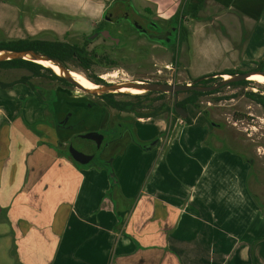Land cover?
<instances>
[{"label": "crops", "instance_id": "0c3cea01", "mask_svg": "<svg viewBox=\"0 0 264 264\" xmlns=\"http://www.w3.org/2000/svg\"><path fill=\"white\" fill-rule=\"evenodd\" d=\"M26 1L95 23L109 0ZM184 2L190 14L208 5L241 23L249 65L264 60V0ZM18 101L0 95V264H264V209L249 190L250 166L215 147L206 124L137 118L131 144L107 165L112 187L105 165H73L56 149L63 130L25 116Z\"/></svg>", "mask_w": 264, "mask_h": 264}, {"label": "rangeland", "instance_id": "374dc122", "mask_svg": "<svg viewBox=\"0 0 264 264\" xmlns=\"http://www.w3.org/2000/svg\"><path fill=\"white\" fill-rule=\"evenodd\" d=\"M2 1L8 6L0 7V21L5 24L0 27V41L35 38L82 47L94 28V22L87 18L70 19L62 15L47 14L42 10L34 11L26 0ZM136 1L151 7L157 18L167 20L182 7L185 0ZM205 7L206 9L202 7L195 17L188 12L183 18L185 37L173 62L174 76L171 70L164 69L165 65L171 68V61L167 56L156 57L154 69L168 71L163 77L173 84H191L198 78L207 77L211 82L209 84L212 85L220 82L223 76L220 74L227 70L242 73L261 72L258 63L255 66L249 65L243 54L246 38L239 37L238 28L241 23L232 20L230 16L220 17L216 7L208 5ZM186 9L188 10L187 6ZM59 23L68 26L69 30L52 27ZM46 27L53 28L55 32L45 30ZM99 43L100 40L95 41L89 49L98 46ZM93 52L96 53L95 49ZM66 67L99 87L109 83H122L124 80H140L141 75L128 63L117 66L96 64L89 69H83L78 62L70 60L66 62ZM93 78L101 82L95 83L92 81ZM247 81V84L242 86H222L217 93L198 97L197 106H187L186 112L191 118L187 116L188 121L184 122L190 124L191 119H194L197 124H206L210 129L209 141L215 147L235 151L243 162L249 164V190L263 210L264 110L248 98L247 94L264 95V85ZM0 83L11 85L6 89L0 87V95L8 92L18 95V109L25 116L26 113H37L41 121L46 122L48 126L55 128L58 125L63 130L61 136L63 143L57 142L56 149L68 160L70 141L79 135L88 132L93 134L91 138L78 140L76 144L81 147L83 154L93 155V164L99 165V161L108 160L104 162L108 165L110 160L118 157L128 144H131L129 132L132 131L139 115L145 119L149 116L176 122L181 120L178 118L179 115L167 110L174 109V97L170 93L157 95L144 92L141 95H132L113 91L111 94L116 101L127 104L129 109H134L130 112L108 107L99 96L85 93L73 85L63 84L44 72L40 76H34L24 69H0ZM188 96V92L178 93L177 102ZM54 111L60 115L58 117H62V122H55ZM119 127H122L119 129V137L106 144L110 133ZM100 136L103 138L101 141ZM103 147L105 149L101 151ZM125 206L121 201L117 204L118 209ZM119 225L118 232L121 230ZM122 232L125 231H121V234Z\"/></svg>", "mask_w": 264, "mask_h": 264}, {"label": "flooded vegetation", "instance_id": "af4514ba", "mask_svg": "<svg viewBox=\"0 0 264 264\" xmlns=\"http://www.w3.org/2000/svg\"><path fill=\"white\" fill-rule=\"evenodd\" d=\"M173 16L167 20L159 19L151 7L136 0L106 1L98 21L94 23L93 30L84 41V50L94 53L95 49L96 59L103 65L117 66L125 63L133 65L135 72L141 74L140 80L124 82L173 84L163 77L168 71L154 69L155 58L167 56L171 61V68L165 65L164 69L171 70L174 76L173 62L177 58L185 34L183 18L176 21L172 19ZM98 40L99 45L89 49ZM121 128L110 133L113 140L119 137ZM92 161L93 158L89 164Z\"/></svg>", "mask_w": 264, "mask_h": 264}, {"label": "trees", "instance_id": "16d2710c", "mask_svg": "<svg viewBox=\"0 0 264 264\" xmlns=\"http://www.w3.org/2000/svg\"><path fill=\"white\" fill-rule=\"evenodd\" d=\"M197 11L192 14L193 17L197 15ZM188 14L185 2L183 3L182 7L176 11L172 19H175L176 21L178 19L184 18ZM0 51H12V52H22V51H33L45 56H48L52 59L57 60L62 64L64 68L67 69L66 67V62L70 60H75L78 62L81 68L83 69H89L93 65L100 64L102 63L100 60L96 59V54L95 53H88L87 51L84 50V47H80L78 45H71L65 42L61 41H47V40H40V39H35V38H28V39H19V40H7V41H0ZM258 65L261 67V72L263 71L264 67V60L258 62ZM0 69H24L29 71L32 75L34 76H40L41 74L47 73L48 76L52 79L58 80L63 84H70L68 83L64 78L61 76L55 74L50 68H46L40 64H37L35 62L29 61V60H23V59H17V60H6V61H0ZM242 72H237L233 70H227L225 73H222L220 75H229V76H234L237 74H241ZM207 79V77H204L202 79H196L194 80L191 84L196 85V86H208L210 85ZM95 83H99L101 81L97 79H92ZM247 80L239 81V82H230L227 84L225 87H235V86H242L247 84ZM71 85V84H70ZM8 86L11 85H6L0 83V87L3 89L8 88ZM189 93V96L184 98L183 100H180L176 103L177 107H180L184 110L187 109V106H197V98L200 96H205V95H212L214 93L219 92V89L215 91H211L208 93H199L195 91H186ZM150 93V92H149ZM157 95H164L165 93H156ZM248 98L253 100L255 103H257L259 106L262 107L264 110V95L257 94V93H248L247 94ZM102 100H104L105 104L108 107H111L113 109H116L118 111H125L128 110L130 112H133L134 109H129L127 108V104L123 102H118L113 98V94L108 93L99 96ZM168 111L171 110L173 113L177 115L175 110L173 109H167ZM139 115V114H138ZM139 117H143L140 116ZM138 117V118H139ZM149 117V116H148ZM178 118H180L178 116ZM184 121H188V118L186 117ZM121 130V129H120ZM131 135V133H130ZM103 136V135H102ZM113 140V138L109 137V141L106 143H110ZM134 143L137 145H141L140 142L134 140ZM105 147V146H104ZM102 148L101 151H103L105 148ZM62 155V153H59ZM69 160L72 161V163L79 167V168H84L89 165H93L91 162L88 165H80L77 162H75L69 153H67ZM108 161V160H107ZM107 161H99V166H104V162ZM96 164V163H94ZM106 170L108 171V176L110 178V181L112 183V187L115 186L116 184V179L113 174V171L111 167L105 165Z\"/></svg>", "mask_w": 264, "mask_h": 264}, {"label": "water", "instance_id": "95a60500", "mask_svg": "<svg viewBox=\"0 0 264 264\" xmlns=\"http://www.w3.org/2000/svg\"><path fill=\"white\" fill-rule=\"evenodd\" d=\"M0 53H1L0 61L23 59V60H29L35 63H37L36 61L51 62L52 64L60 68L61 75L59 76L64 78L68 83L75 86L77 89L85 93L91 94L93 96H101L104 94L112 93L113 91L115 92L116 90L122 87L143 89L145 92L170 93L174 97V110L181 119H185L187 117V112L186 110L176 106L178 93L186 92V91L208 93L211 91H215L221 88L222 86H226L230 82H239L243 80H248L247 78L253 74H259V75L264 76V72H246V73H241V74H237L234 76L228 75L229 79H224L223 76H221L222 80H220V82L212 84V85H208V86H196L193 84H163V83L139 84V83H134V82H123V83H116V84H107L103 87H99V89L89 90V89L84 88L82 85H80L71 76L72 71L64 68L60 62L48 56H45V55H42V54H39L33 51H22V52L0 51ZM92 135H93L92 133H86L84 135H79L71 139L70 141V144L68 147L69 155L75 162H77L80 165L89 164V162L93 158V155L83 154L81 151V147L77 145L76 143L78 142V140H81V139L86 140L88 138H91ZM102 139L103 138L100 136L99 140L101 141Z\"/></svg>", "mask_w": 264, "mask_h": 264}, {"label": "bare ground", "instance_id": "6f19581e", "mask_svg": "<svg viewBox=\"0 0 264 264\" xmlns=\"http://www.w3.org/2000/svg\"><path fill=\"white\" fill-rule=\"evenodd\" d=\"M1 54V53H0ZM37 63L50 68L55 74L57 75H61V71L60 68L58 66H55L54 64H52L51 62H43V61H36ZM71 76L80 84L82 85L84 88L89 89V90H96L99 89V86H97L96 84H92L91 82L87 81L84 77H82V75L75 73V72H71ZM224 79H229L228 75H223ZM248 80L254 81L258 84L264 85V76L259 75V74H253L251 76H249L247 78ZM115 92H119V93H129L132 95H141L143 94L145 91L143 89H138V88H119L118 90H116Z\"/></svg>", "mask_w": 264, "mask_h": 264}]
</instances>
